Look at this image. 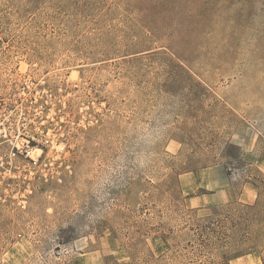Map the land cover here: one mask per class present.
<instances>
[{
	"label": "rangeland",
	"instance_id": "374dc122",
	"mask_svg": "<svg viewBox=\"0 0 264 264\" xmlns=\"http://www.w3.org/2000/svg\"><path fill=\"white\" fill-rule=\"evenodd\" d=\"M0 264H264V0H0Z\"/></svg>",
	"mask_w": 264,
	"mask_h": 264
},
{
	"label": "trees",
	"instance_id": "16d2710c",
	"mask_svg": "<svg viewBox=\"0 0 264 264\" xmlns=\"http://www.w3.org/2000/svg\"><path fill=\"white\" fill-rule=\"evenodd\" d=\"M220 224H221V226L218 227V230L217 229H214V228L212 229V227H210V226L208 227L209 231H206L204 229L203 230L201 229L202 232H201L200 236H205L206 233L210 232L211 235H212V238H208V239L217 238L218 241L225 240V242H223V244L221 246V249H223L224 251H226V249L227 250L229 249V251L232 250V249L228 248L229 247V242H227V239L231 238L232 235H235V233L234 234H231V235L228 234L227 231L229 230V228H228L229 226H227V225H230L232 227V229H242V228H244V230H247L246 236H243V238H239L238 239V242L234 246L235 248L238 247V249H240V247H241V249H242V247H244L246 245H249L250 243L254 242V240H255V237H254V239H250V237H249L250 236V232H249L250 231L249 230L250 228L249 227L251 225V223H250V217L249 216H247V217H240L238 219L233 218V217H227L226 219L223 220L222 223L220 222ZM258 237L259 236H256V239ZM234 239L235 238L233 236L232 237V241H234ZM247 250H249L251 252L252 248H248ZM247 250H245V251H247ZM229 251H226L224 253L227 254ZM237 254L238 255L239 254H242V252L241 253L239 252ZM229 257L230 256H225L224 259L229 260L228 259Z\"/></svg>",
	"mask_w": 264,
	"mask_h": 264
},
{
	"label": "built area",
	"instance_id": "2783aa9c",
	"mask_svg": "<svg viewBox=\"0 0 264 264\" xmlns=\"http://www.w3.org/2000/svg\"><path fill=\"white\" fill-rule=\"evenodd\" d=\"M44 150L41 146H32L30 143L21 144L13 148L12 155L15 156L17 154L22 155L26 159L29 160L30 164L37 165L39 162V156L36 155V151Z\"/></svg>",
	"mask_w": 264,
	"mask_h": 264
},
{
	"label": "crops",
	"instance_id": "0c3cea01",
	"mask_svg": "<svg viewBox=\"0 0 264 264\" xmlns=\"http://www.w3.org/2000/svg\"><path fill=\"white\" fill-rule=\"evenodd\" d=\"M225 194H226V197L229 199V201H234L235 199H233V196H230V193H228V192H225ZM218 195V197L220 196V194L219 193H217V194H215L214 196H217Z\"/></svg>",
	"mask_w": 264,
	"mask_h": 264
}]
</instances>
